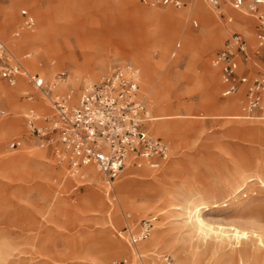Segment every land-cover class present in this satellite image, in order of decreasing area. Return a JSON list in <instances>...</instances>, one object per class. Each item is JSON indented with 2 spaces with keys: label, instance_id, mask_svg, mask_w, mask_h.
<instances>
[{
  "label": "rangeland",
  "instance_id": "374dc122",
  "mask_svg": "<svg viewBox=\"0 0 264 264\" xmlns=\"http://www.w3.org/2000/svg\"><path fill=\"white\" fill-rule=\"evenodd\" d=\"M194 1L173 7L140 0H0V38L24 71L15 86L0 78V249L6 259L0 264H105L120 258L150 264L157 253H169L177 264L193 262L196 250L204 256L216 240L186 222L187 208L200 202L209 203L203 217L215 226H264V96L256 116L244 117L245 85L223 95L220 71L212 65L237 32L250 46L239 73L264 75V49L254 51L258 22L227 5L229 21L205 0ZM23 8L34 13L36 26L15 37ZM146 8L169 10L174 22L148 19ZM214 21L228 31L217 39ZM126 62L139 67L140 92L154 117L150 130L170 143L172 153L158 169L129 166L108 183L94 164L74 172L51 145H40L27 116L35 113L43 121L53 110L28 74L39 73L52 87L66 72L67 85L59 82L55 90L72 88L79 95ZM159 85L168 100L164 108L157 104ZM28 90L36 92L35 100L25 97ZM160 113L174 116L156 120ZM160 123L173 125L175 134L161 132ZM16 141L21 144L12 146ZM145 218H155L151 234L134 242ZM156 224L173 243L132 253L131 246L153 236ZM260 234L249 233L250 246L259 237L264 241ZM221 245L215 255L223 254L225 264H241L229 255L230 245ZM251 263L246 256L244 264Z\"/></svg>",
  "mask_w": 264,
  "mask_h": 264
},
{
  "label": "built area",
  "instance_id": "2783aa9c",
  "mask_svg": "<svg viewBox=\"0 0 264 264\" xmlns=\"http://www.w3.org/2000/svg\"><path fill=\"white\" fill-rule=\"evenodd\" d=\"M152 6L180 7L190 0H140ZM210 6L221 9L228 3L257 20V46L264 49V0H205ZM224 14L229 21V14ZM22 21L14 31L20 37L36 26V19L28 9L21 10ZM249 57V44L245 36L233 33L212 59L220 70L224 95H232L246 86L244 117L252 118L261 106L264 96V75L250 78L239 74L240 59ZM23 64L0 38V78L15 86L23 74ZM29 82L36 92H42L51 103V112L43 116L31 113L28 125L37 135L40 145H51L59 162L67 163L74 172L94 164L111 183L129 167L160 168L171 157L172 148L163 138L152 134L147 122L154 119L148 102L140 92L141 72L135 64L126 62L115 65L99 82L84 87L79 95L72 88L56 91V85L67 79L66 72L58 74V82L49 86L39 73H29ZM36 92L26 91L25 97L36 99ZM5 113V111H2ZM43 115V114H42ZM18 145L13 142L12 146ZM247 194L244 193V196ZM155 218L141 220V231L134 242L149 237ZM105 264H133L129 258L115 259ZM150 264H177L169 253H157Z\"/></svg>",
  "mask_w": 264,
  "mask_h": 264
},
{
  "label": "bare ground",
  "instance_id": "6f19581e",
  "mask_svg": "<svg viewBox=\"0 0 264 264\" xmlns=\"http://www.w3.org/2000/svg\"><path fill=\"white\" fill-rule=\"evenodd\" d=\"M200 2H203V0H195L194 5H196ZM218 11L220 12L221 9H218L217 12ZM145 17L148 19H156L159 22H163L166 20L168 22H174L173 21L174 18L170 14L169 10H158V9L146 8L145 9ZM226 32H228V31H226L224 29V27L220 23H218V21L213 22V35H214L215 39L219 38L222 34H224ZM40 48L41 47L38 46V48L36 49V56L29 61L32 66H34V64L37 60V54L39 53ZM143 64H145V63H143ZM210 72H211L212 77L214 78L213 72L212 71H210ZM146 76H148V75L146 74ZM149 82H150V79L148 78L147 79L148 85H149ZM64 84L65 83H62L61 85H64ZM65 85H67V84H65ZM0 90H2L5 93L4 87L0 86ZM161 91H162V86L159 85L157 88V91H156L157 92V104L159 107L164 108V107H167L166 102H168V100L162 95ZM230 102H231V105L233 106V108L238 109V100L231 98ZM173 116H174V114L160 113V115H158L156 120L172 118ZM234 116L239 117L240 115L237 114ZM238 117H236V118H238ZM158 126H159V130L168 136L171 134H175V130H174L175 128L171 124L160 123V125H158ZM263 182H264V180H263ZM235 194H236V192H235ZM191 200H190V202H191ZM196 202H198V200ZM202 205H205V206H202ZM203 208H206V210L209 209V203L207 204L206 202H200V203H196L193 207H191V206L188 207L187 208L188 219L186 222L190 223L189 225H191V227H192L191 229L196 230L198 232H201L210 238L216 239L215 240L216 242L215 241L210 242V244H211L210 248H208L209 250H207V253L204 256L201 253H199L198 250H196L195 251L196 254L193 257L194 261L193 262H189L188 260L182 261L184 264H225L224 263L225 258L223 257V254L220 257L215 255V250L216 249L218 250L217 247L218 246L222 247L221 244H225V243H227L231 247V252L229 253L231 258H232V256L237 255L236 258H238L239 263L244 264V258L247 256L249 258V260L252 261L251 264H264V241L262 238H260L262 235V234H260V232H264V226H260V225H259L260 227L259 226H255V227L251 226V231H248L246 229H242L240 226H233V225H231L230 227H227L223 224H218L215 226V225L211 224V222L210 223L207 222L206 219L203 217L204 216L202 213ZM241 217H243V216H241ZM254 223H256V222H254ZM259 224H261V223H259ZM158 226H159V224H156L154 234L149 240L140 243L138 246H135V247L131 246L130 250L132 251V253H136V250H140V251L144 252L145 250L152 249L154 247H166V245H168L169 243H171V244L173 243L171 240H174V239L171 238L172 237V235H170L171 233H168V231L166 232V230H164ZM231 230L233 232H231ZM249 233H252L253 236H256V237L260 236L259 241L257 240L258 241L257 244H253L252 246H250L251 244H249V240H248V239H250ZM112 251H118L117 245L115 243H113V250ZM6 256H7V254H6ZM5 260H6L5 255L1 253V249H0V262H3Z\"/></svg>",
  "mask_w": 264,
  "mask_h": 264
},
{
  "label": "crops",
  "instance_id": "0c3cea01",
  "mask_svg": "<svg viewBox=\"0 0 264 264\" xmlns=\"http://www.w3.org/2000/svg\"><path fill=\"white\" fill-rule=\"evenodd\" d=\"M206 2V1H205ZM207 3V2H206ZM227 5H230V4H228V3H224V5L222 6V8H221V11L220 12H225V13H227V14H229L226 10H225V7L227 6ZM23 9H25V8H23ZM26 9H28V8H26ZM33 15H34V13L30 10V9H28ZM219 11H218V13H220ZM21 13V12H20ZM22 16V15H21ZM34 17H35V19H36V16L34 15ZM251 17V16H250ZM253 18V17H252ZM255 19V18H254ZM256 20V19H255ZM22 21V20H21ZM257 21V20H256ZM21 23V22H20ZM195 24H196V22H195ZM20 25V24H19ZM258 25V24H257ZM19 27V26H18ZM256 31H257V29H256ZM256 38H257V32H256ZM255 38V39H256ZM247 39V38H246ZM248 41V40H247ZM249 44V43H248ZM249 50H250V46H249ZM261 50L262 49H259L258 48V46H257V39H256V42H255V44H254V51H255V54H260L261 53ZM243 58V57H242ZM242 58L240 59V62H241V60H242ZM213 65V64H212ZM220 71V70H219ZM239 74H246V73H244V72H241V73H239ZM208 78H209V80L210 81H213L214 80V78L212 77V75H211V72L210 73H208ZM220 78H221V76H220ZM20 81H21V78H20ZM221 86H222V90L224 91V85H223V83H222V80H221ZM241 87H242V85H241ZM19 88V87H18ZM244 93H245V99H246V86H245V91H244ZM223 95H224V93H223ZM219 103H222V102H219ZM244 107V106H243ZM264 108V107H263ZM256 115H254V117H255ZM254 117H252V118H254ZM154 120V119H153ZM152 120V121H153ZM152 121H150V122H147L146 123V125L148 126V129H149V131L151 132V130H150V123L152 122ZM152 134H154L153 132H151ZM155 135V134H154ZM157 136V135H156ZM159 137H161V136H159ZM161 138H163V137H161ZM164 139V138H163ZM165 141H167L166 139H164ZM16 142H18V146L21 144V141H16ZM168 142V141H167ZM169 143V142H168ZM170 144V143H169ZM171 146V145H170ZM128 168V167H127Z\"/></svg>",
  "mask_w": 264,
  "mask_h": 264
}]
</instances>
